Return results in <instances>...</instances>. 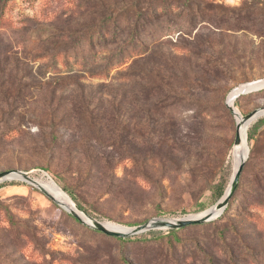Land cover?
<instances>
[{"label":"rangeland","instance_id":"1","mask_svg":"<svg viewBox=\"0 0 264 264\" xmlns=\"http://www.w3.org/2000/svg\"><path fill=\"white\" fill-rule=\"evenodd\" d=\"M111 12L143 15L135 62L107 76L51 63L49 46L75 43L65 34L111 32ZM0 14V172L55 180L126 230L221 199L216 183L227 189L238 165L229 96L264 78V0H13ZM262 106L264 88L234 101L242 115ZM246 148L227 218L178 231L174 245L161 227L120 243L29 182L2 180L0 264H264V123ZM228 219L238 232L224 241Z\"/></svg>","mask_w":264,"mask_h":264},{"label":"trees","instance_id":"2","mask_svg":"<svg viewBox=\"0 0 264 264\" xmlns=\"http://www.w3.org/2000/svg\"><path fill=\"white\" fill-rule=\"evenodd\" d=\"M13 0H0V9L5 10L8 8ZM123 15L110 13L107 18L106 27L109 28L111 22H113V28L111 32H102L101 24H92L90 26H86V28H81L76 32H69L65 34L63 37L64 40L75 41L73 46H60L56 44L54 47H48V53L51 54L52 60L51 63L54 66L59 67L62 64L65 67H93L97 69L98 74H102L107 76L112 70L120 69L124 67L129 61L135 59L143 52V47L141 44H138L140 39V29L141 22L143 21V15H137L135 18H130V20L122 17ZM4 14H0V30L1 27L6 26V22L4 20ZM105 23V22H104ZM52 34H49L47 38H45V42H49ZM61 39H57V41ZM96 41H99L96 43ZM88 42V45H86ZM54 44V42H51ZM9 50L4 51L5 57L7 56V52ZM48 54V55H49ZM264 123V117L259 118L255 123H253L247 131L248 142L251 143L254 139L255 132L257 128ZM252 153V148L251 152ZM228 185V178H222L216 183L215 186V194L216 198L221 197L225 189ZM64 190H66L73 199L78 203V205L84 209L87 213L92 215L93 217L100 219L96 215H93L86 209L83 204L79 201L77 196L71 192V190L67 186H62ZM238 190V187L236 191ZM235 191V192H236ZM229 213V207L227 206L226 210L223 212L222 216L214 220H222L227 218V214ZM73 217V216H72ZM77 222L82 224L87 229L94 231L98 234L105 235L107 238L115 239L121 242H129L132 241L133 237H117L108 235L102 231L96 230L94 228L89 227L88 225L82 223L78 218L73 217ZM103 221V220H102ZM203 224V223H202ZM201 224H192L188 226H198ZM181 227L178 229H169L166 234L162 235L172 236L173 239H170V244L174 245L173 240H177L178 231L183 230L188 227ZM225 231L223 233V240L226 241V232H238L235 224L232 223L231 219H228L227 225H225ZM122 259L127 261V256L125 253H120Z\"/></svg>","mask_w":264,"mask_h":264},{"label":"water","instance_id":"3","mask_svg":"<svg viewBox=\"0 0 264 264\" xmlns=\"http://www.w3.org/2000/svg\"><path fill=\"white\" fill-rule=\"evenodd\" d=\"M264 88V78H260L257 80H253L247 83L242 84L241 86L235 88L234 90H238V92L233 95L229 96L228 99V106L233 111V113L237 116V128H236V137L234 142V155L236 157V161L240 160V163L237 168H235L234 173L232 175V178L230 180L229 186L226 189L225 193L221 197L219 201H217L214 205L209 207L208 209L204 210V214L198 217H190V216H184L181 218H154L153 220H150L144 224L135 226V227H129L128 230H113L106 226L105 221L99 220L89 213H87L84 209H82L78 203H76L71 197L70 202H64L56 199L48 190H46L40 181L34 177H32L29 172L23 171V170H7L0 172V181L5 179H21L29 182L30 184L37 187L39 190H41L44 194H46L49 198H51L53 201H55L57 204L62 206L65 210H67L69 213H71L73 216L78 218L82 223L88 225L91 228H94L96 230L102 231L108 235L111 236H117V237H130L135 234L144 232L151 228L161 227V228H167V229H178L181 227H185L192 224H202L208 221H211L213 219L218 218L224 210L227 208L231 198L233 197L241 177V174L243 172L246 159L249 154L246 157H242V144H243V129L245 126L249 123H251L253 120L258 119L259 117L264 116V106L260 108H256L249 112L246 115H242L236 108L234 107V101L238 96L241 94H245L248 92H252L255 90H259ZM233 90V91H234ZM247 139V135H246Z\"/></svg>","mask_w":264,"mask_h":264},{"label":"bare ground","instance_id":"4","mask_svg":"<svg viewBox=\"0 0 264 264\" xmlns=\"http://www.w3.org/2000/svg\"><path fill=\"white\" fill-rule=\"evenodd\" d=\"M238 92V90H234L230 96H233L235 95L236 93ZM254 121V120H253ZM252 121V122H253ZM251 122V123H252ZM250 123V124H251ZM249 123L245 126V128L243 129V144H242V150H241V153H242V157H246L247 154H248V150L246 148V135H247V130H248V127L250 125ZM240 163V160H238V165ZM237 165V167H238ZM40 183L42 184V186L48 190L56 199L60 200V201H64V202H70V196L57 184V182L54 181H40ZM202 214H204V212H202L201 214L199 215H196V216H190V217H198V216H201ZM106 226L110 229H113V230H121V231H125L126 228H122L120 226H117L115 224H107L105 223Z\"/></svg>","mask_w":264,"mask_h":264}]
</instances>
